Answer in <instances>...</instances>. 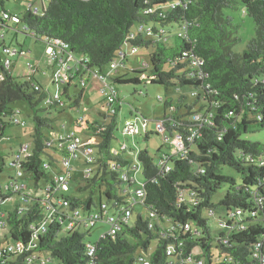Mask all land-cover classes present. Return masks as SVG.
Returning a JSON list of instances; mask_svg holds the SVG:
<instances>
[{"label":"trees","instance_id":"1","mask_svg":"<svg viewBox=\"0 0 264 264\" xmlns=\"http://www.w3.org/2000/svg\"><path fill=\"white\" fill-rule=\"evenodd\" d=\"M173 1L50 0L43 15L34 14L27 7L18 15L20 25L26 27L25 34H33L38 41L60 40L68 45L69 52L83 58L76 70L80 78L91 72L107 76L104 69L120 59L126 44L154 51L146 66L132 70V80L125 78L127 74L109 77L117 93L115 114L108 112L102 123H91L85 117L78 121L79 128L87 126L84 140L98 139L91 146L96 160L92 165L73 162L69 191L61 194L54 193L53 170L59 168L65 155L56 146L57 138L72 132L63 130L57 134L53 123L57 115L63 114L65 100L70 102V109L82 107L81 96L72 101L69 95L75 77L73 69L69 73L71 79L62 74L65 87L59 101L44 90L33 74L24 75L23 79L6 75L0 83L1 142L9 139L2 117L11 118L17 112L11 111V104L27 103L34 122V150L22 163L25 183L33 184V188L28 185L32 190L28 202H22L18 194L5 190L1 184L7 165L5 155L0 153V214L4 224L0 247L36 241V247L22 255H7L5 264H136L139 250L148 252L153 242L157 243L156 251L149 257L153 264H169V248L183 257L203 259L205 264L264 262V145L244 139L249 133L264 130V86L256 82L264 76V0H181L179 7L171 9ZM238 3L244 5V13L254 20L257 30L242 54L232 52L240 41L236 36L240 25H234L233 18L224 15L225 9H236ZM148 9H154V14H146ZM0 11L11 13L1 0ZM196 60L202 65H195ZM129 83L163 86L179 93L176 105L173 99L164 102L169 111L156 123L163 124L164 133L158 130L163 140L164 134L175 138L179 133L186 144L184 152L164 141L171 152L159 151L158 163L147 150L137 153L145 179L141 187H136L133 177L138 166L129 158L131 148H113L121 102L117 86ZM184 88L191 93L184 94ZM42 103L43 110L39 109ZM196 115L201 122L194 120ZM10 120L15 124L13 118ZM143 120L147 122L145 139L149 140L155 132L149 131L150 121ZM197 130L198 138L190 143L188 138ZM45 163L52 168H45ZM224 167L236 170L241 184L223 174ZM8 168L13 169L10 164ZM225 186L228 191L224 198L213 203L214 195ZM71 188L77 196L70 195ZM139 190L144 192L143 197L137 195ZM59 198L69 202V210L80 211L83 216L98 215L100 222L94 228L80 224L69 229L63 216L35 235L32 227L44 220L46 203L58 202ZM139 207L146 210L147 219L138 212L132 221ZM127 209L132 213L129 223L122 224L115 235L102 234L94 244V255L89 256L86 239L96 227H108L105 212L114 215ZM237 209L255 216L238 224L231 217ZM206 211L210 217L219 216L226 221L224 229L219 222L217 254Z\"/></svg>","mask_w":264,"mask_h":264},{"label":"rangeland","instance_id":"2","mask_svg":"<svg viewBox=\"0 0 264 264\" xmlns=\"http://www.w3.org/2000/svg\"><path fill=\"white\" fill-rule=\"evenodd\" d=\"M32 0H8L6 1V8L14 15H21L25 9L26 5L30 3ZM34 8H38L40 11L43 10V4L41 0H33ZM168 10V7L166 8ZM224 15L233 18L234 25H240L238 33L236 36L240 38L238 44H236L232 52L234 54H242L249 44L257 35L256 25L252 18L247 16L244 13V5L242 3H238L236 9H225ZM9 28L11 30L6 31V43L12 40L15 36L16 24L13 22H9ZM23 26L20 25V29L22 30ZM170 27H167V29ZM173 29V28H172ZM17 32V40L18 44H24V47L27 51H30V58H33L35 55L43 56L45 51V45L42 41H38L31 36V34L23 31ZM17 46L15 41L12 43ZM134 49H136L134 51ZM154 51L153 48L150 49H141V48H133L130 44H126L123 48V53L127 55L126 66H121L120 76L126 75V79L132 80L135 75L132 73L133 69L140 68L144 63L149 61L150 54ZM1 56H4V53L0 52ZM43 73H37V77L43 85L44 90L50 92L51 94L56 93L57 91H62L65 87V83H60L59 85L53 83V79L56 77L59 72V68L56 67L53 62H50L48 59L42 63ZM71 67L73 68V74L75 77L71 80V87L69 88V95L72 101H75L80 96L82 107L76 109L68 108L69 101L65 100L67 105L64 108V112L61 115H57L58 117L54 121L53 125L55 126V132L57 134H62L63 130L65 133L76 132L81 137L86 132V124L83 125L82 128L77 126L78 121L82 117L93 123L95 120H98L99 123L104 122V118L106 114L110 111L109 102L107 100V96L105 94H101V89L103 88L102 81L97 79L92 80L88 78L87 86L83 87L80 82V76L76 75L75 71V61L70 62ZM15 77H19L23 79L25 73H27L26 63L23 59H17L15 63ZM70 72L64 71V74L68 79L70 78ZM105 74L111 73V68L107 67L104 69ZM87 76V75H86ZM107 83H110L111 80L107 79ZM119 99V113L117 115L118 122V131L116 132V140L113 143L114 149H119L120 146L125 143L127 146L131 148L133 151L129 153V158L134 162V165L138 166V170H135L136 173L133 175L134 180L137 182V186L141 187L145 183V179L142 173V165L136 156L140 151L147 150L149 154L154 157L156 163L159 162V151L169 154L171 152L170 148L163 140V135L158 131L156 127V120L162 118L168 109H165L164 102L169 99H173V104L176 105V99L179 96V93L175 92L173 89L167 91L163 86L157 85H144V84H122L117 86ZM143 91V94L140 93ZM184 94H190L191 90L189 88H184L182 91ZM118 104V103H116ZM45 108V104L42 103L39 106V109L43 110ZM11 111H20L21 120L27 123L26 127L18 126L11 123V118L8 115L2 117V123L6 125L5 136L9 137V139H5L0 143V153L5 155V161L7 168L1 176V184L5 185L7 182V177L9 175L14 174L13 169H9L8 165L11 161L10 154L12 151L16 150L23 144H30V152L34 150L33 143V111L30 109L29 105L23 101H16L15 103L10 105ZM85 110V111H83ZM44 116V113L41 112ZM137 116L139 121L138 125L140 128V135H130V134H122V129L125 125V122ZM55 116V115H54ZM147 118L150 121L149 131L155 132L152 136H150L149 140L145 139V129L143 128L142 119ZM159 133V134H156ZM86 136V135H85ZM87 139L86 137H84ZM244 139L253 143H260L264 145V130L255 133H249L244 136ZM98 139H93L92 144H97ZM222 173L228 176H232L239 184H241V177L238 172L232 168L224 167L222 168ZM28 185L33 188L32 182H28ZM73 185V182H72ZM134 189V188H133ZM228 191V186L223 187L219 192H217L213 197V203H219L225 196ZM70 195L77 196L74 188H71ZM142 214L144 219H147V212L143 207L137 208L133 219L137 218V214ZM209 219V228L211 232L212 238H215L213 242V246L215 247L218 243L216 238L219 235L220 227L219 221L216 217H210L209 212L206 211L204 214ZM108 227H96L93 229V233L89 236L86 241L88 243H97L102 234L108 231ZM157 248V243L153 242L151 248L148 252L143 250H139L138 254L143 255L149 259V257L154 254ZM215 253L217 254V250L215 247Z\"/></svg>","mask_w":264,"mask_h":264},{"label":"built area","instance_id":"3","mask_svg":"<svg viewBox=\"0 0 264 264\" xmlns=\"http://www.w3.org/2000/svg\"><path fill=\"white\" fill-rule=\"evenodd\" d=\"M5 4L8 0H1ZM43 4V10L40 11L38 8H34V1L32 0L30 3L26 5V7L33 11L34 14H40L43 15L44 10L48 6V2L50 0H41ZM181 5V0H174L170 8L175 9ZM154 9H148L146 10V14H154ZM9 22H13L17 25L16 31H20V19L18 15H14L9 12H1L0 11V52L4 53V56H1L0 53V83L4 81L6 75H14V62L17 58L25 59L26 60V68L27 71H30L29 73H33L34 65L30 62L28 59L29 52L21 47L11 45L10 43H6V31ZM23 26V25H22ZM26 27L23 26L21 31H25ZM143 27L140 28V31L142 32ZM15 31V32H16ZM149 31V30H148ZM31 34V33H30ZM33 37V34H31ZM131 37H134V35H131ZM42 42L46 45V56L47 58L52 61L53 63H57L59 66V72L57 73L56 77L53 79V83L59 85L60 83H63L62 80V74L64 71H72V67L70 65L71 61H75V69L77 70L80 67V63L83 61V58L77 57L75 54L69 52V47L66 43L60 41V40H53L45 38ZM136 49H134L135 51ZM126 54L121 52L120 59L117 62H114L110 68L111 73L107 74V76L100 75L98 72H91V75L94 79H99L102 81V84L104 85L101 89V94H105L107 96V100L109 102L110 111L109 113L111 115L116 113V109L114 108V105L117 102V93L113 86L110 83H107L106 80L109 79V77L114 76L117 74V71L121 68V66L124 65V62L126 60ZM67 60V61H66ZM70 61V62H69ZM195 65H202V62L199 60H196L194 63ZM142 66H146V63H144ZM25 75V76H30ZM72 77V76H70ZM257 83H260L264 86V76L259 77L256 79ZM81 85L83 87L87 86V81L83 78L81 81ZM38 89V88H36ZM60 91H57L53 94L54 99L58 100ZM85 111V110H83ZM14 119V123L17 125H21L23 127H26L27 123L20 118V113L14 112L12 113V117ZM81 118L80 120H82ZM194 120L199 123L201 122V118L196 115L194 117ZM138 117L130 118L125 122V125L122 129V134H130V135H140V128L138 125ZM143 128L147 129V122L142 119ZM156 127L161 133H164L163 124L161 122L156 123ZM198 130L188 138V141L190 143L194 142V139L197 137ZM95 139V137L90 138L88 140H84L81 136L78 134L72 132L69 134H66L64 136L57 138V148L64 152V158L60 161L59 168H54L53 172H55V182L56 187L54 190V193L61 194L64 192L69 191V180L71 177V173L74 169L73 162H84L88 165H92L94 161L96 160L95 155V149L91 146L92 140ZM5 140V139H4ZM3 141V140H2ZM164 141L165 142H172L174 143L180 151L186 152V144L184 142L183 137L177 133L175 138H171L168 135L164 134ZM1 142V140H0ZM193 145V144H191ZM30 144H23L20 147H18L16 150L13 151V155L11 156L10 165L13 167L14 174L10 175L7 179V184L4 185V189L13 193L18 194L19 198L22 202H28L29 196L32 194V190L29 188V186L25 183V172L22 169V163H26L28 161V157L32 155V152H30ZM120 151H128L129 147L126 144H122L119 148ZM188 150V149H187ZM117 153V151H115ZM163 169L166 171L169 170L167 164L165 162L161 163ZM45 168H52L48 163H45ZM91 167L86 168L85 171L88 172ZM56 169V170H55ZM6 191V193H7ZM6 193H3V195H6ZM137 195L139 197L144 196V192L139 190L137 191ZM9 201H12V197L9 198ZM2 202V198L0 197V204ZM134 205V204H132ZM47 209H46V215L44 220L39 223L38 225H34L32 229L35 232V235L44 232L48 226V224H52L53 222L57 221V219H60L59 217L65 216L67 218V224L68 228L72 229L73 227L85 224L89 228H94L98 222H100V217L98 215H91V216H83L80 211H71L69 210V202L67 200H64L63 198H59L58 202L53 203H46ZM105 207V206H104ZM66 209L67 212L63 213L62 210ZM107 210V208H105ZM107 215L106 223L109 227L106 234L108 235H115L117 229L120 228L122 224H127L131 220L132 213L128 209L126 211H123L121 213H114V215H108L107 211L105 212ZM117 214V215H116ZM250 214L242 209H237L234 214L232 213L231 217H235L236 222L239 224V221L243 223L246 217H248ZM255 213H252L249 217H254ZM3 215L0 214V232L3 230L4 224L2 221ZM219 222L221 223V228L224 229L226 227V221L221 220L219 216L216 217ZM188 229V226H187ZM242 229H244V226H242ZM104 237V235L102 236ZM261 245H258V247ZM36 247V241L32 240L27 245H23L22 243L17 244H11L7 246L0 247V264H5V258L7 255H22L26 251H30ZM89 248V256H93L95 253V245L93 243L88 244ZM176 252L174 249L169 248L168 249V256L170 257L169 264H205V261L203 259H196L192 256L189 257H183L179 254H175ZM140 258L136 262V264H153L151 260L146 258L143 255L139 256ZM264 264V262H262Z\"/></svg>","mask_w":264,"mask_h":264},{"label":"crops","instance_id":"4","mask_svg":"<svg viewBox=\"0 0 264 264\" xmlns=\"http://www.w3.org/2000/svg\"><path fill=\"white\" fill-rule=\"evenodd\" d=\"M8 2V1H7ZM5 4H6V2H5ZM9 11V10H8ZM10 25V23H8V26ZM16 28H17V25H16ZM20 28V27H19ZM11 30V28H7V30ZM17 32L18 31H16L15 32V36L12 38V40L9 42L11 45H13L12 43H14V41H15V43H16V45L18 46V47H21V48H23V49H25V47H24V44H21V45H19L18 44V40H17ZM43 44L45 45V43L43 42ZM26 50V49H25ZM29 52V55H30V51H28ZM127 56H126V60H127ZM17 59H20V58H17ZM16 59V60H17ZM28 59L30 60V62L34 65V69H33V73H29L30 71H27V73H25V75L27 74V75H29V74H33L36 78H37V80L40 82V80L38 79V77H37V73H43V68H42V63L45 61V59L47 60L48 58H47V56H46V45H45V51H44V54H43V56H40V55H35L33 58H30V57H28ZM16 60H15V62H14V70H13V72L15 71V63H16ZM25 62H26V60L25 59H23ZM49 60V59H48ZM126 60H125V62H126ZM50 61V60H49ZM67 61V60H66ZM50 62H52V61H50ZM70 62V61H69ZM56 67H58L59 68V66L57 65V63H53ZM75 64H76V62H75ZM124 66H126V63L124 64ZM75 71H76V69H75ZM120 72V70H118L117 71V74H120L119 73ZM63 75L64 76H66L65 74H64V72H63ZM88 78H91L92 80H94V78L92 77V75H91V73L90 74H88L87 76H85L84 77V79L88 82ZM82 79L83 78H80V82L82 81ZM63 80V79H62ZM41 83V82H40ZM41 85H42V83H41ZM43 86V85H42ZM85 117V116H84Z\"/></svg>","mask_w":264,"mask_h":264},{"label":"bare ground","instance_id":"5","mask_svg":"<svg viewBox=\"0 0 264 264\" xmlns=\"http://www.w3.org/2000/svg\"><path fill=\"white\" fill-rule=\"evenodd\" d=\"M70 78H72V77H70Z\"/></svg>","mask_w":264,"mask_h":264}]
</instances>
